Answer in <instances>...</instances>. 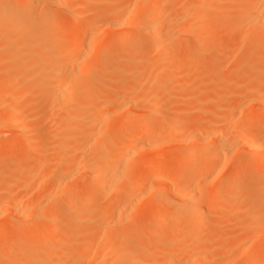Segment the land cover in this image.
Returning <instances> with one entry per match:
<instances>
[{"label":"bare ground","instance_id":"bare-ground-1","mask_svg":"<svg viewBox=\"0 0 264 264\" xmlns=\"http://www.w3.org/2000/svg\"><path fill=\"white\" fill-rule=\"evenodd\" d=\"M67 1L69 0H28V1L27 0L26 1L25 0H0V64L3 65L0 68V84L2 85L11 84L12 82L19 80L20 78H24L28 80L33 79V81H35L36 80L35 77H37L42 72L44 73L46 71H52L50 77L38 80V82H36V85L32 88L30 87L24 88L21 86L19 89L15 91L11 89L0 90V93L5 91V93L7 95H10L11 98L13 99L12 102H14L16 99H19L20 97H23L26 94H32L36 87H41V86L45 87L48 85H53V92L55 94L52 95L53 96L52 99L54 98L56 100H60L62 102V105L64 104V107L66 106V108H64L66 109L65 112L68 113L70 116L74 114V116H71L72 119L75 117V111H74L75 107H73V109L72 107L69 108V110L70 109L73 110L70 113L69 111H67L68 110L67 107L72 104V101L75 98H78V101L79 100L82 101L86 99L85 97L92 100L91 114L88 115L87 119L85 120L87 124L96 123L97 125L98 122L101 124L100 121L102 117H104L105 120L106 119L110 120L109 116L112 114L121 113V116L125 115L123 117H128L123 122L118 121L115 126H110L109 125L110 123H108L107 125L105 124L104 128L105 126H109V127L105 128V131L103 130V133L101 134L98 132L99 133L98 135L93 134V131L96 130L95 128H97V126L91 125L93 131L89 134H91V136L93 137L90 136L91 138L89 137L90 139L86 140L88 139L87 138L88 136L84 138L83 135L80 134L81 136H79V138H76L77 139L76 142L74 138L70 139L73 141L74 147L72 143L71 145L67 144V140H68L67 135H69L68 131L66 132L67 135H63V134L59 135L60 132L57 134L59 135L58 138L56 137L58 144H55V146H58L59 148H61L63 145L60 146V144L66 141L64 143L63 149H65L64 147L68 148V146L69 148L70 146L73 147L71 148L73 151L72 150L70 151L72 153L78 154V157L79 158L81 157L83 164L85 162L94 163L95 161V164L93 166V175L90 181L81 180L80 182L75 183V185L74 183L71 184V181L74 179V177H76L75 174H77L79 170L76 171L77 168L74 169L75 166L74 168L73 167L68 168L66 165L69 162H65L66 163L65 165L63 161L61 162L59 160L60 162L57 163L58 167L57 165H55L54 166L55 169H52L55 172H53L50 169H47V170H50V173H52L50 174L52 177H57V178L59 177L61 179L60 181H62V177H63L64 178L63 180H66V182L64 183L67 184V186L65 187V185L61 184L59 179L53 178V179H57L59 183L61 184V186L65 187L63 189L61 186L58 185L60 187L59 189V187L56 186V188L58 187L59 189L58 194H60V196H64V195L68 196L72 192V189L74 187L80 188L82 186L84 187V193L80 199V205L93 201L94 199L99 198L103 194L111 195L112 201H114V204L111 207L110 206L103 207V211H105L104 212L105 215L102 221L100 222V225L103 226L102 229L104 227H106L107 229H104L105 231H102L100 229L101 231H98L99 234L101 232L100 235H98L97 231L95 233H91V232L89 233L88 231L85 234H79L78 238L75 237L77 239L75 243L66 245L64 247L62 246L61 249L56 250L58 252L53 253L52 250L50 252L49 250L50 247H48L49 248L48 249L47 247H45L46 245H44L43 243L44 239H46L44 238L46 234L44 236V233H42L43 232L42 229H41L42 231L40 230L41 232H38V230H36L37 229L36 223L39 219H43L45 221V228L51 227L54 225L58 212H56L55 210L56 207L55 209H52V208L49 209V208L52 207V204H54L53 200H56L57 197L56 199H54V197L51 196L53 199L52 198L49 199V196H50L49 193L45 197L44 192H43V198L45 197L44 199L42 198L45 203L44 204L45 206L44 205L43 206L47 207L48 211L46 212L44 211L45 213L42 212L41 210L42 205L39 204L42 199L41 200L39 199L40 201L38 202V199H36L35 196L31 195V193L29 194L28 189L30 185L28 184L26 180L28 176V172L26 171L19 172L17 175H15L16 178H14L13 180H17L15 191L20 190L19 193H21L22 191L21 194L16 192L19 195H22V197H24L21 203L19 201L22 198L21 196H19V199L17 198V201H19L18 203L17 201L13 202V200H15V198L13 199L15 191H13V193L11 192L12 191L11 189L9 191L8 189L9 186L7 185H10V184H7V185L3 184L2 186H4V188L0 189V264H47L48 262L51 263L50 262L51 258H57L59 260L61 259L63 260V262L64 261L66 262V260H64L65 258L63 257L68 256L69 254H72V253L74 254V257L68 264H90L92 261H99L97 260L99 258L100 260L102 259L103 264L114 263L118 261V257H120V255L123 253V249L120 248L118 250H114V251L112 250L113 253H111L110 252L111 249H109L110 250L109 252L111 254L108 255L109 253L106 251L109 248L108 245L111 244L110 243V241L112 240L111 232H113L112 230H115L114 228L118 226H122L123 224H128L130 221L133 220V218L137 219V224L133 225V227L135 226L134 231H139V229L142 228L144 221H145V224H148V226L152 228L153 237L154 236L157 237V235L159 236L160 234L163 235L159 239V244H160V240H162L161 245H163V242L166 240L164 242L165 246H162L163 248L162 251H164L165 249V251L168 252V254L166 253L164 255L165 251L164 253H161L157 245L156 247L158 249L156 250L155 248V250L156 251L159 250L158 251L159 254L158 252H155V250H154L155 253L153 251H152L153 253L150 251V254L146 253L147 251H144L143 253L140 252L142 253V254L139 253L140 256L138 257L134 256L131 258V260L133 259L132 262L134 263L158 264L159 261L158 263L156 261V258H158V255H160L159 257H161L162 259V261L160 260V262H163L164 260V264H223L224 262H226L227 264L229 262H230L229 264L237 263L235 260L237 259L236 256H233L235 254L231 253L232 249L230 250L231 252H229V249L226 248L225 244L227 243V241L224 242L225 243L224 248L221 246L223 245L222 241H221V244H219V246H218V243L215 244L216 247L219 248V250L221 248L222 252L220 251L217 252L216 250L213 251L214 249L210 250L204 246L205 244L198 242L200 240L199 239L200 234L197 231H193L188 234L186 233L188 235L187 238L189 239L190 237L191 238L190 241H193L191 242L192 244L190 242H187L189 240L186 241L188 244H190V246L188 245L190 249L189 248H187L186 250L182 248L179 249L180 246L181 247L183 246V248H186L187 246L186 244H185L186 246L180 245L177 249L176 245L174 244L175 246L173 245L172 247L176 248L177 250H173L172 248L170 252L168 251V248L166 247L167 246L166 242L170 241V243H172L173 238L175 240V236L173 237V235H177L181 237L182 230L183 229L186 230V228H194V229L200 230V228L204 227L205 225L207 226V224L209 223L211 224L213 223L216 226H221L219 224V221L218 222H215L216 220L213 221V218L215 217L214 212L219 213L221 211L220 209H222V208H219V209L217 208L220 211L216 209L217 206L220 207V205L218 204L222 202L219 200L220 199L219 198L218 201L220 202L216 204L217 202L216 198L219 195L225 198L231 197V196L232 197L239 196L240 192H242L241 188H242L243 183L248 178H250L249 176H247L246 174L247 172L243 170L241 171V168H240L241 166H239L235 169H230L228 171L227 178H226L227 180L225 181L223 180L222 185L217 183L218 178H219L217 177V175L221 174L220 171L218 172V169L220 167L222 168L227 165L230 166L229 156L234 154V152L236 153L245 152L248 154V157L242 161L241 165L247 164L251 167L256 168L255 174L253 175L251 179L257 184V186L260 189V190L256 189L253 192V197H249V198L250 199L252 198V201L255 204L260 203V202L264 203V193H260L262 190H264V117L256 115L255 113L256 110L255 112L253 111V109H257V110L264 109V83H258L259 81L262 80V78L258 80L257 83L252 85L254 87L250 86L251 89L249 90L250 91L252 90L253 93H256L258 96L261 97V98H258L254 103L252 102L251 105H249V106H252L251 109L245 110L241 108V110L238 113H236L237 111L234 110L231 112V115H230L229 113H226V111L230 110L232 108V105L225 104L226 106L224 105L223 112L226 113V115L222 114L219 116V117L222 116L221 117L222 119L220 120L221 122L223 121V123H221L222 125L220 124L219 120H217L219 121V123L217 122L218 124L217 123H215L216 125L213 124L216 127H219V126L224 127L223 124H226L228 122L234 123L235 125L234 130H238V134H237V131L235 133V135L238 136L237 137L238 141L237 140L235 141L236 139L235 137H234L235 138L234 140L233 139H230V140H233V142H236V143H233V142L227 143L228 140H226V142L223 141L224 139L222 140V138L224 135L221 137V133H222L221 131H224V129L219 130V131L217 129L215 131L216 127H214L215 129L211 128V126L213 127L211 123L208 124L207 126H204V129H205L203 130L204 136L203 135L201 136L199 134L200 137L194 133L197 130L194 131L193 129H197V126H198V132H199V130L201 131L203 129L201 127L203 124L201 123L198 124L199 121L196 122V120L193 121L195 123V127H194V123L191 120L187 119L190 125L191 123L193 124L192 126H190L191 128H189V125L186 122L187 120L185 121L183 118L178 117V116H175V117L173 116L167 126L164 123L156 124L152 121V116L155 114H160L165 109L169 110L167 109L168 107L166 106L167 105L166 101L169 100L167 97L168 94L173 95V93H171L173 91L170 92L169 90L173 88H169L167 86L168 89L167 88L166 89L169 90V93H167V91H163L162 88H161L162 90L160 89L162 93L161 92L157 93L154 91V89L150 92V91H147L148 90L147 88L146 89L144 88V90H142L143 93H141V91L139 90H141L140 88H142V86L139 89H138V86H136L137 89L135 86H130L128 88H126L125 86H124L125 88H123L122 86V88L118 90L119 91L118 94L122 92L119 95L123 97L122 95L125 94L124 96H127L128 100H126L125 98L123 99L124 102L126 100L124 105L123 103H121L123 101L122 100L120 101V104H122V108L120 104H119L120 107H116L117 105L116 103H115L116 105L113 106L111 101L112 102L114 101L113 98H115L114 97L115 94L116 96L118 95L116 92H117V89L119 88V87L116 88V83L118 81H124V79H118L116 77L118 75L117 73H122L124 70H126V68L133 66V64L136 65L138 61L137 59L138 57L137 55H133L130 53L127 54V52H125L126 50L124 52L121 50L120 52V53L123 52V54L125 53L127 55L126 57L122 58L125 54L122 56V54H119V52L116 55V52L121 45L116 47L117 50H115V47L112 50V52L116 51L114 52L115 55H113V53L110 51L111 53H109V56H107L108 54H106L105 55L106 57L103 58L104 59L103 61L101 60L99 61V59H97V55L98 56L100 55L99 53L100 51H102V49L105 50L106 48L113 45L114 43H115L114 45H116V42L119 43V41L123 42V40H127V38H130L132 36L134 31L136 34V31L138 32V30L140 31V35L136 34L135 37L137 35L138 37L135 40H137V42L139 43L143 36L148 35L152 39V48L155 53L161 52L166 43H172V46H175V47L184 46L185 44L181 40L182 38L191 39V41H193L197 46H199L198 52L204 53L207 49V45H205L204 43H200L202 42L201 41L202 39L200 40V38L203 37L204 31L199 26L200 24L206 22L208 18H210L207 12L212 11L213 8L212 10H208L207 12H203V11L200 12V11L202 9L207 10V8L209 7L207 5L208 0H206V2L205 0L204 1L198 0V2L194 0L195 3H191V4L187 2L186 6L188 5V7L185 6V8L183 7L182 9H180L182 11V12L180 11L181 13L177 11L175 15L182 18V20H180L181 23H183L182 22L183 19L184 21L188 20V21H185L187 23H184V24H187V26L180 25L181 24L180 21L178 22L180 23L178 24V26H180L179 30H176L178 28H172V29L170 28L173 26V25L171 26L170 22H172L173 20L175 21L176 18L173 20L168 19V18H172L174 16V13L172 12L173 16L171 13L170 15L171 17L168 16L169 15L168 14L167 19H166L165 14L168 12V9L171 11V9L174 8V6L176 8L179 5L181 6L182 3L185 2V0L184 2H181V0L177 1L175 5L171 7V9L170 7L168 8L166 6V4L168 5L167 0H134L135 4H141L144 6L147 5V7H142V10H139V11L131 10V8L129 9L130 11H125L127 8L124 9V7L126 6L127 3H124V1H122L124 3L123 5L125 6L124 7L121 6L122 8H120V10L124 9V14L122 12V13H119L120 15H115V11L110 12V16H108L109 18L107 17L109 20L106 19L107 20L106 28L110 29V31L112 30L113 32H112V35H109V34L106 35L105 33L107 32L104 30L105 35L104 34L102 35H104L105 37L101 36V33H99L100 34L99 36L96 33L95 25L97 23L98 18L91 19L92 16L89 17V15H93L91 3L94 2L96 4L98 3L97 0H75V1L70 0L71 3ZM127 1L130 2V0H126V2ZM252 1L242 3L240 6L241 16L239 18L244 19V17L247 18L246 16L251 15L253 16L254 19H252V17L250 16L249 17L250 19L254 21L252 25L247 23L248 27L249 25L251 26L248 28V32L243 39V43H242L243 47L240 48L241 55L240 53L237 54L238 56L236 55L237 58H235L237 60L234 59L233 61H235L236 63L237 61H239L241 67L240 68L238 67V68L243 71H244V68L247 67L251 75L254 73L256 75H264V53L253 56L254 55V54L252 55L253 52L249 51L251 55L248 52L249 46H253V47L254 46H264V26H263L264 22L261 24L262 25L261 27L259 26V24H258L259 27L254 26L255 23L264 20V0H252ZM223 3L225 5V1ZM129 4L131 5V2ZM129 4L127 5L128 7H129ZM214 4L217 7L219 5V4L217 5L216 3ZM165 8H167V12L164 10ZM214 9H216V7H214ZM59 12H66L71 16V21L68 25L69 27L72 28L73 32L67 38H63L61 37V34H57V29L51 28L47 25H44L41 27L37 25L33 28V32L31 33L32 34L31 37L35 38V41L32 40L30 42H27L28 40L24 37L14 38L13 33L7 31L6 28H5L6 31L3 32L4 29H2L1 27V25H3L4 27L5 24H10L15 19L20 18L21 20V18L30 19L34 17H51V16H56ZM88 17L89 19H87ZM179 17L177 19H180ZM101 19L102 17L100 18V20ZM20 20L18 21L20 22ZM225 20L226 18H224L222 22H226ZM176 22L173 24H176L177 26ZM250 22L252 21L250 20ZM244 24H243V28H244ZM247 24H245V27ZM15 25H16V22H15ZM59 26H63V25L60 24ZM168 26H170L169 29H168ZM180 28H183V29H180ZM29 31H30L29 26L25 23L19 24L16 29V32H21L25 34L29 33ZM110 31L108 30L109 33ZM176 33H177V36H176ZM174 36H176V39L178 38L177 41H174V38H175ZM101 37H103V39ZM97 46L99 47L97 48ZM126 46H124V48ZM14 50H20L22 51V53H20V55L15 54ZM40 51L42 54H43L42 51H45L48 53V55L45 54L46 57H42L40 60L36 62L34 59V56ZM118 55H120V57L122 56L121 59ZM189 60L191 62H197L198 57L197 56L190 57ZM175 61L178 62V60H175ZM147 65L148 67H150L149 66L150 64H147ZM172 65H174V63L170 61V63L167 64V66H163V65L161 66V64L160 66H153L150 69L151 72H149L150 74H148V76H146V74L149 70L148 71L145 70L146 74L144 73V77H146V79L144 82H142V84L145 83L143 86H145L146 84H147L146 85L147 87H149L148 85L161 86L162 81L169 78L170 73H171L170 67ZM102 68L106 69L107 75L99 74L100 76L98 77L97 69L102 70ZM126 73H129V72L126 71ZM102 74H105V73H102ZM108 75H111V76H108ZM144 77H140L138 79L143 80ZM183 78L184 80L186 79L185 80L186 82L191 80V79L187 80V77L186 78L183 77ZM255 79L257 80V78ZM86 80L87 81L89 80L90 84L82 88L83 92L80 95H78V93L76 94L75 93L76 91H74V88L84 85L83 81H86ZM249 80L251 82H254V81L256 82V80H254V77H251ZM101 87H103L104 90H105V87L108 88L109 90L108 89H107L108 91L105 90L104 91L105 93H97L96 89L99 88L98 91L103 90ZM109 91H111V93H108ZM185 93L186 94L189 93L191 95V92L186 91ZM190 95L188 96L186 95V96L191 97ZM237 95H241V93L239 92ZM109 99H112V100H109ZM139 101L141 102V104L146 103L147 105H144V107H141L139 109V106H136V104L139 103ZM164 101L165 103H163ZM2 103L3 101L1 100L0 105ZM253 104L257 108L253 107ZM27 105L30 106V103ZM32 105L33 103L31 104V106ZM4 106L1 108L4 109L5 108ZM14 106L16 105L14 104ZM29 106H26V107L30 108L31 106L30 107ZM16 108H14V110ZM64 109L62 108V110ZM182 109H183L181 110L182 112L184 110L186 112L188 108L186 107ZM189 109L187 110V112H189ZM25 110H27V108ZM25 110H24V114L22 116L19 115L20 117L18 118H16V115L13 116L15 113L14 112L13 115L6 114L11 117L4 116V118L0 119V132H2L3 130L4 131L12 130L13 128V130H15V132L17 133L18 139L20 138L19 140L13 138L12 140H9L7 142H0V149L5 148V147L13 148L17 144H19V141H21V139L22 141L23 139L28 141L29 148L31 149L34 148L35 142L38 140V137L41 133L40 131L41 129L40 128L36 129L34 139L28 140V134H29L30 128L28 127V124L26 123L29 121L27 119V116L29 115V117L31 118L30 114L34 111L31 112V110L29 109V112L31 113H26L28 111L25 112ZM128 112H132L133 115L130 117L127 116ZM175 113L177 114L178 112H175ZM184 113H182L181 115L184 116L185 115ZM95 115L96 116L99 115V116L96 117ZM63 121H61V123H63ZM51 123L52 122L48 120L47 124L45 125V127H43L42 130L45 132L51 131L49 133H52L53 125ZM71 124H68V126L69 125L71 126ZM253 124L258 125V127ZM111 125H112V122H111ZM199 125L202 129H199ZM251 125L254 126L253 127L254 129H249ZM94 126L96 127L93 129ZM227 126L225 127H226L227 132H229ZM9 127L10 129L7 130V128ZM57 127L58 125H55V129H57ZM80 127L81 128L79 129L83 130L82 128L83 126L80 125ZM191 129L193 131L189 132V130ZM99 130L100 129H97V131ZM234 130H231L233 131L232 133H234ZM186 132H189L190 134ZM192 132L195 135L192 136L191 135L193 134ZM71 133H72V130L70 131V136H71ZM187 134H189V136L191 135L192 139L189 138ZM81 137H82V141L80 142L81 143L80 145L79 141L81 140L80 139ZM206 138L209 141L211 140L213 142L212 143L210 141L212 145H209L208 142H206L207 140ZM192 140L197 141V144L194 145L195 141L192 142ZM179 144L181 145L184 144L183 145L184 149L175 158V160L173 159V163H169L168 161H171V160L169 159L166 160L167 158L164 159L165 156L163 158L159 154V152L163 151L165 148L167 147L169 148L172 145L177 146ZM139 154L140 155L145 154V158L142 155L144 160L141 161L142 162L141 166L135 167L134 162L137 160V158L141 157ZM32 156H30L29 159L27 157L26 158L21 157V160L19 161L18 165L21 167L25 166L27 168V166L30 165L32 162V160H30ZM135 158L136 160H133ZM149 158H151L152 160ZM97 159H100L101 161H97ZM79 166H81V164ZM44 167H46V164ZM127 171L133 172L134 177L133 178L130 177V180H125V178L123 177L124 181L123 180H122L123 182L119 181L118 185L120 184L121 186H118L117 180H119V178L122 177L123 174ZM12 175H13L12 170H10L7 167L0 166V176H5L9 178V177H12ZM43 175H46L45 177L47 178L50 177V175L47 176V174H44V173ZM41 176H39V179L42 178ZM208 177L211 178V181L209 182V186L205 187V189L208 188V190L205 192H207L208 194H211L212 196H209L206 200L199 202L196 200V197L200 195L199 188L202 187V186L199 187L200 183L202 182L203 179H205L204 181H206V178L208 179ZM47 178L46 179L42 178V181L40 183L38 182L39 184H36L38 193H40L44 189V187H46L45 185H47V183H45V181L47 180ZM50 180H51V177H50ZM162 186L163 188L166 187L168 191L172 189L171 192L172 194H174V197L171 198L172 200L170 199L162 200L161 198L160 200H157V198L154 196L155 193L153 194L151 192V191L155 192V190H157V193H160L161 191H163L161 190ZM14 187L15 186L13 185V189ZM142 187L144 190L141 189ZM159 187H161L160 192H158L159 189H157ZM140 189H141L140 192H142V190L144 191L142 192V194H146V197H144L146 199L143 198L144 203L141 202L142 197L139 198L140 195H138L139 194L138 190ZM173 189H175L174 192H173ZM53 190H54L53 192L55 193L56 189H53ZM37 192H36V195H37ZM48 192H51L52 194H54L52 192V189L51 191H48ZM146 192L148 193L149 196L147 195ZM215 194H216V198H214ZM155 195L157 196V194ZM147 197H150V198L148 199ZM147 200H149V202L151 201L152 202L146 203ZM147 204H150L151 206H148V207L152 208L150 215H148L149 216L148 219L146 218V215L145 217L142 216L143 213L141 214L136 213V211H138L137 209L138 207L143 206L145 207V209H148L146 206ZM227 204L228 205L225 206V203H224L222 207L225 206V208L227 209V212L229 211L228 209H230L229 212H231L232 210L231 208H233L232 206L235 203H233V205L231 203V207H228L230 204L229 202H227ZM80 205L78 204L77 206L74 203L67 202L63 208L61 207L58 208V209L60 208L62 209V211L60 209L61 212L59 211L60 214L70 215L67 219L66 218L63 219V224H67V226H69L70 228H77L80 226L81 227L85 226L87 218L83 219L81 215H79L80 212L77 211L78 210L77 207H80ZM143 207H142V210L144 209ZM233 209L235 210V208ZM229 212H228V215H231V216H234V214L236 213L234 212V214H232L233 210L230 214ZM76 213L78 216H76ZM135 215L136 217H134ZM259 217L261 218L264 217V206H263V209L259 211L256 215V218L259 219ZM145 218L147 220H145ZM223 218L224 217H222L221 220H223ZM239 220L241 221L242 219H239ZM224 221H226V217ZM130 223L132 224L133 222H130ZM166 223L169 226V227L167 226L169 228L168 231H167V228H165ZM181 223H185L184 225L185 227L182 225L184 227L183 229H179V226ZM222 223H224V225L222 224V226H226L225 222H222ZM233 223H231V225ZM246 224L248 225L249 223H246ZM256 224L258 225V223ZM123 226L125 227V225ZM9 227L13 228L11 231V234L9 235L8 238L6 235V238L3 239L4 235L2 232V237H1V231ZM249 227H252V226L249 225ZM162 228H164L166 231L163 230ZM253 228L251 229L256 231L255 226H253ZM222 229H225V228H222ZM257 229H258V233H255V234L257 235L259 234V236L257 237H260V239L259 240L257 239L258 241L255 240V242L253 243H250L251 245H249V248L247 249L248 252L246 253L244 260L242 261V264H264V224L258 225ZM78 230H81V228ZM228 233H231V232H228ZM224 234H221V235H224ZM41 235L44 236L43 237L44 239H42L43 241L41 240V237H42ZM164 236L167 237V238L165 237V240H163ZM215 238H217V236ZM218 238H220L221 240V237H218ZM91 239L92 241H95L96 239L101 241L102 242L101 244L104 245V246L102 245L103 246L102 248H105V249L104 250L102 248L99 249L100 247L98 248V246H100L101 244L100 245L98 244V246L97 245L95 246V248L97 247L98 249L93 248L94 246L92 245L91 247L85 250L84 244L90 241ZM197 239L199 240L196 241ZM154 240H151V238L150 239L148 238L147 242L151 243V241L153 242ZM176 240H177V237H176ZM202 240H200V242H203ZM23 241L24 242L26 241L27 243L25 242L26 243L25 244ZM22 242L24 244H22ZM209 242L211 243V241ZM116 243H119V246L121 245V247L122 245H125L122 241H118L113 244L112 249L114 245L116 246L118 245ZM127 243L128 241L126 242V244ZM179 243L181 244V242ZM230 244H232V242ZM127 245L130 246L129 243ZM210 246L212 245L209 244V247ZM234 249L236 250V246ZM102 250L104 251L103 254L101 252ZM187 251H189V253H187ZM101 254L103 256H101ZM161 254H163V256ZM229 255L233 256V258L232 256L230 257L232 258V260L230 259V261H229ZM154 257H156L155 260H154ZM55 261L56 260H54V262ZM58 263L63 264L62 262H58ZM99 263L102 264L101 261ZM115 264H117V262Z\"/></svg>","mask_w":264,"mask_h":264},{"label":"rangeland","instance_id":"rangeland-1","mask_svg":"<svg viewBox=\"0 0 264 264\" xmlns=\"http://www.w3.org/2000/svg\"><path fill=\"white\" fill-rule=\"evenodd\" d=\"M72 1H75V0H72ZM122 1H124V3H127L126 6L123 5L124 3ZM174 1L175 0H167L168 5L166 4V6L168 8L170 7V9H171V7L173 5H175V3L177 1H179V0H176L175 2ZM195 1L198 2V0H195ZM209 1H210V3H209ZM224 1H225V5L223 3ZM251 1L250 0H217V1L208 0V4L207 5L209 7L207 8V10L206 9H202L200 11V12H202V11L203 12H207L208 10H212V8H213L212 11L207 12L209 14L210 18H208L206 22L200 24V26H199L204 31L203 37L200 38V40L202 39L201 40L202 42H200V43H204L205 45H207V49H206V51L204 53H199L198 52L199 46H197L193 41H191V39H187V38H182L181 39L183 41V43L185 44L184 46H176L175 47V46H172V43H166L164 45L163 50L161 52L155 53L153 48H152V39L148 35L144 34L145 36H143L141 38V41L139 43L137 42V40H135L138 37V35L136 37H135V35L136 34L140 35V31L138 30V32L136 31V34H135V31H134V33H133L134 35L132 34L133 37L131 36L130 38H127V40H123V42L122 41H119V43L116 42L117 46L114 45L115 44L114 43L113 45L109 46L105 50L102 49V51H100V53H99L100 55L99 56L97 55V59H99V61L100 60L103 61L104 60L103 58L106 57L105 55L108 54L107 56H109V53L112 52L114 47H115V50H117L116 47H118L119 45H121L119 47L120 49L118 48L117 52L113 51L112 52L113 55H115L114 52H116V55L119 52V54H122V56H123L125 54V53L123 54V52L125 50H126L125 52H127V54L130 53V54H133V55H137L138 61H137L136 65L133 64V66H130L129 68H126V70H124L122 73H117L118 75L116 77L118 79H124V81H118L116 83V88L119 87L117 89L116 93L118 94V92H119L118 90H120V88H122V86H123V88H125V87L128 88L130 86H135V87L138 86V89L142 86V88H140L141 90H139V91H141V93H143L142 90H144V88L145 89L147 88L148 89L147 91H150V92L154 89V91L157 92V93H159V92L162 93V91H160L161 88L163 89V91H167V93H169V90H170V92L173 91V92H171V93H173V95H169L168 94V96H167L169 100H167V101L165 100L166 103H167L166 106L168 107L167 109H169V110L165 109L160 114L153 115L152 116V121L154 123H156V124L164 123L167 126L169 121L172 119L173 116L174 117L175 116L181 117L185 121L187 119L191 120L192 122L196 120V122L199 121L198 124L199 123L203 124L201 126L203 129L199 125V129H202V130L201 131L199 130V132H198V126H197V129H193L194 131L197 130L194 133L196 135H198L199 137H200V135L204 136V131H203V130H205L204 126H207L210 123H211V125H213V124L216 125L215 123H217V122L219 123V121L222 119L221 118L222 116L219 117L220 115H222V114L226 115V113H229L231 115V112L234 111V110H236L237 111L236 113H238L241 110V108L245 109V110L246 109H251L252 106H249V105H251L252 102L254 103L258 98H261L260 96H258L256 93H253V91L252 90L250 91L249 89H251L250 86L254 87L252 85L257 83V81L260 80L261 78H262V80H261L262 82L259 81L258 83H264V75H256L255 73L251 75L249 73L247 67H245L246 69L244 68V71H243V70L239 69L241 67L239 61H237V63L235 61H233L235 58H237L236 55L241 52L240 48L243 47L242 46L243 39H244L245 35L248 32V28L252 25V23L254 21V20H252L254 18L251 15H249V16L252 17V19H250L249 16H246L247 18L244 17V19L243 18H241V19L239 18L241 16V7L240 6H241L242 3L251 2ZM67 2L71 3L70 0L67 1ZM97 2L98 3H96V4L94 2L91 3L92 4L91 7H92L93 15H89V17L92 16L91 19L92 18L93 19H97V18L99 19V20L97 19V23L95 25V30H96V33L98 34V36L100 35L99 33H101V36H103V37H105L104 36L105 34L106 35L107 34L112 35V32H113L112 30L110 31V29L106 28V24H107L106 21L109 20L108 16H110V12L115 11V15H120L119 13H122V12L124 14V9H126V8L128 10L126 9L125 11H130L129 10L130 8H131V10L139 11V10H142V7H147V5L144 6V5H141V4H135L134 0H130L131 5L129 4L130 2L129 1L126 2V0H97ZM181 2H184V0L183 1L181 0ZM187 2H189V4L195 3L194 0H185V2L182 3L181 6L177 3L180 6V7L178 6L179 8L178 7L176 8L174 6V8H172L171 11L168 9V12H167V8H165L164 10L167 12L165 14L166 19H167L168 16L171 15L172 12L174 13V16H173V13H172L173 17L172 18H168V19H171V20H173L175 18L177 19L179 16H177L175 14L177 13V11L180 12L181 11L180 9H182L183 7L185 8ZM205 2H206V0H205ZM132 3L135 4V5H133ZM214 3H216L217 5L219 4L218 7L215 6ZM235 3H236V5H235ZM128 4H129V7L127 6ZM210 4H212V5H210ZM121 6H123V7L125 6L123 10L121 9L122 11L120 10V8H122ZM135 6H136V8H135ZM192 6H193V4H192ZM186 7H188V5ZM214 7H216V9H214ZM186 9H188V8H186ZM189 9H190V7H189ZM96 11H97V13H96ZM119 11H121V12H119ZM89 17L87 19H89ZM101 17H102V19L100 20ZM179 18L180 19H177V20L175 19V21L173 20L172 22H170L171 26L173 25L175 27L168 26V29L170 27L171 29L172 28H178L176 30H179L180 26H178V24H180L181 23L180 20H182L181 17H179ZM224 18H226V20H225L226 22H222ZM238 19H240V20H238ZM18 20H20V18L13 20L10 24H5L4 27H3V25H1L2 29H4L3 32H5L6 29H7V31L13 33L14 38L24 37V38H26L28 40L27 42H30L32 40L35 41V38L31 37L32 36L31 33L33 32V28L35 26H37V25H39V27L47 25V26H49L51 28L57 29V34H61V37H63V38L69 37L71 35V33L73 32L72 28L69 27V25H68L70 23V21H71V16L68 13H66V12H59L56 16H51V17H34V18H30V19L21 18L20 22ZM250 20L252 22H250ZM17 21H18L19 24H24V23L27 24L29 26V29H30L29 33L25 34V33H21V32H16L17 26L19 25L17 23ZM102 21L105 22V23H103ZM179 21H180V23H178ZM185 21H188V20H185ZM185 21L183 19V21H182L183 23H181L180 25L187 26V24H184V23H187ZM15 22H16V25H15ZM175 22L177 23V26H176V24H173ZM263 22H264V20L263 21H259V22L255 23L254 26H256V27L260 26L261 27L262 26L261 24ZM244 23L245 24L248 23V24H251V25H249V27H248V24H247L246 27H245ZM60 24H62L63 26H59ZM243 24H244V28H246V29L243 28ZM258 24H259V26H258ZM7 27H9V28H7ZM180 29H183V28H180ZM104 30L107 33L104 34V32H105ZM108 30L110 31V33L108 32ZM97 31H99V32H97ZM102 34H104V35H102ZM176 36H177V33H176ZM176 36H174L175 37L174 41L178 40V38L176 39ZM103 37H101V38L103 39ZM186 40H188V41H186ZM208 45H210V46H208ZM124 46H126L128 49L126 47L124 48ZM98 47L99 46H97V48ZM121 47H122V49H121ZM121 50L123 51L122 53H120ZM249 51L253 52L252 53V55L254 54L253 56H256L257 54L264 53V46H254V47L253 46H249L248 47V52ZM42 52H43V54L40 51L34 56V59H35L36 62L38 60H40L42 57H46V55H48L47 52H45V51H42ZM14 53L20 55V53H22V51L14 50ZM249 54L251 55L250 52H249ZM240 55H241V53H240ZM50 56H52V55H50ZM118 56L120 57V55H118ZM126 56L127 55L125 54L122 58H124ZM194 56L198 57V61L197 62H191L189 60L190 57H194ZM121 57H120V59H121ZM180 59L181 60L183 59V60L181 61ZM175 60H178V62L175 61ZM235 60H237V59H235ZM170 61H172L174 63V65H172L170 67V72L171 73H170L169 78L166 79V80H163L161 86L155 85L156 86L155 87V86L148 85L149 87H147L146 86L147 84L145 86H143L145 83L142 84V82H144L145 79H146V77H144V73L146 72L145 70H147V71L149 70L147 72V74L145 73L146 76H148V74H150L149 72H151L150 69L153 66H160V64H161V66L162 65L163 66H167V64H169ZM147 64H150L149 65L150 67H148ZM0 65H1L0 66V68H1L3 65L2 64H0ZM126 71H128L129 73H126ZM51 72L52 71H46L44 73L42 72L37 77H35V79H36L35 81H33V79L32 80H28V79L20 78L19 80L14 81L11 84H5V85L0 84V90L11 89V90L15 91V90L19 89L21 86L24 87V88H29V87L32 88V87H34L36 85V82H38V80L50 77L51 76ZM97 73H98V75H97ZM97 73H96V75L98 77L100 76L99 74L107 75L105 68H102V70L101 69H97ZM102 73H105V74H102ZM108 74H109V72H108ZM108 76H111V75H108ZM140 77H144V79L142 78L143 80H139L138 78H140ZM183 77H185V78L187 77V80H190V79L191 80L186 82L185 81L186 79L184 80ZM251 77H254V80H256L255 78H257L256 82L255 81L251 82L249 80ZM88 81L87 80L83 81L84 85H82L80 87H77V88H74V91H76L75 93L76 94L78 93V95H80L83 92L82 88L84 86H87V85L90 84V81L89 82ZM124 82H125V84H124ZM167 86L169 88H173V89L167 90L168 89ZM182 87H184V88H182ZM186 87H188V88H186ZM247 87H248V89H247ZM79 88H80V90L81 89L82 90L80 91ZM101 88L103 89V87H101ZM93 89H92V91H93ZM98 89H96L97 93H105L104 91L107 90L108 88L105 87V90L103 89V90H99V91H98ZM136 89H137V87H136ZM184 90H185V92L186 91L191 92V95L189 93L186 94L184 92ZM107 91H106V93H107ZM239 92L241 93V95H237ZM108 93H111V91H109ZM113 93H115V92H113ZM121 93H119V94H121ZM53 94H55L53 92V85H48V86H45V87H42V86L41 87H36L32 94H26L25 96L20 97L19 99H16L14 102H12L13 99L11 98L10 95H7L5 93V91L0 93V101L1 100L3 101V103L0 105V119L4 118V116L5 117H7V116L11 117L9 115H13L14 112L15 113H14L13 116L16 115V118H18V117H20V116H22L24 114V110L27 108V110H25V112L26 111H28V112H26V113H31L32 111H34V112H32L30 114L31 118L27 114L28 115L27 119L29 121L28 122H26L27 120L25 121L28 124V127L30 128V131H29V134H28V140L34 139L36 129H38V128L41 129L40 130L41 133H40V135L38 137V140L35 142L34 148L32 147L33 149L29 148L28 141H26L24 139H23V141L21 139V141H19V144H17L13 148L5 147V148L0 149V166L1 167H7V168H9L10 170L13 171L12 177H9L10 179L8 177H5V176H0V189L4 188V186H2L3 184H6V185L10 184L12 186H10V185H7V186H9L8 187L9 191L11 189L12 190L11 192L13 193V191H15V188H16V185H17L16 184L17 180H13L14 178H16L15 175H17L19 172L26 171V172H28V176H27L26 180H27L28 184L30 185V187L28 189L29 190V194L31 193V195L35 196L36 199H38V202L43 198V192H44V196L45 197L49 193V195H50V196L48 195L49 199L52 198V197H54V199H56V197H57L56 200H53L54 204H52V207L49 208V209H51V208L55 209V207H56L55 210H56V212H58V215L56 216L54 225L51 226V227H46L45 228V221L43 219H39L37 221V223H36V228H37L36 230H38V232H41L43 230L42 233H44V236L46 234L45 237L41 235L42 236L41 240L46 238V239H44V241L42 240L44 245H46L45 247H47V248L50 247V249L49 248L48 249L50 250V252L52 250L53 253H54V252H58L56 250L57 249H61L62 246L64 247L66 245H70V244L75 243V241H77L76 238H78L79 234H85L88 231H89V233L90 232L91 233H95L96 231L98 233V231H101V230L105 231L104 229H107V228L104 227L102 229L103 226L100 225V222L102 221V219L104 218V215H105V213H104L105 211H103V207H105V206H107V207L113 206L114 201H112L111 195L103 194L102 196H100L97 199H94L93 201H90L88 203L80 205V199H81V197L83 196V193H84V187H82V186L80 188L79 187H76V188L74 187L72 189V192L68 196H65V195L64 196H60V194H58L59 189H60L59 186H61V184L65 185V187L67 186V184L64 183V182H66V180H63L64 179L63 177H62V181H60L61 179L59 177L58 178L57 177H52L50 175V174H52V173H50V170L55 169V167H54L55 165H57V167H58L57 163L60 162V161L61 162L63 161L65 165H66L65 162H69L66 165L68 168L69 167L70 168H72V167L74 168V166H75L74 169L77 168L76 171L79 170L77 172V174H75L76 177H74V179L71 181V184L74 183V185H75V183L80 182L81 180H86V181H90L91 180L92 175H93V166L95 164V161H94V163L85 162L83 164V162L81 160V157L79 158L78 154L72 153L70 151V150H72L71 148L74 147V143L70 139L74 138L75 142H76L77 141L76 138H79V136H81L80 134H82L84 138H86L88 136L87 137L88 139H86V140H89L91 137H93V136H91V134H89V133H91L93 131L91 125H96V123L87 124L85 122V120L87 119L88 115H90L91 111H92V107H91L92 100L91 99H88L87 97H85L86 99L82 98L84 100H82V101L79 100L78 101V98H75L72 101V104H71L72 106L69 105L67 107L68 108L67 111H69V113L73 111L71 109L69 110L70 107H72V109H73V107L76 108V110L74 108L75 117L72 119L71 116H74V114L70 116L68 113H66L65 112L66 109H64V108H66V106L64 107V104L62 105V102L60 100H56L54 98H53L54 99L53 100L52 99V97H53L52 95ZM185 94L187 96L190 95L191 97H187ZM118 95L116 96V94H115V96H114L115 98H113L114 101L113 102L111 101V103H112L113 106L117 104L116 107H120V105H121V108H122V104H120V101L121 100L123 101L124 98L126 100H128V98H127V96H124L125 94L122 95L123 97H121L120 95L118 96ZM167 97H166V99H167ZM254 98H255V100H254ZM109 100H112V99H109ZM126 100H125V102H126ZM230 100H232V101H230ZM165 101L163 103H165ZM125 102L123 101L121 103H123V105H124ZM11 103H13V104H11ZM29 103H30V106L33 103V105H32L33 107L32 106L30 107L29 105H27ZM14 104L16 106H14ZM68 104H66V105H68ZM225 104H231L232 105V108L230 110L226 111V113L223 112L224 111L223 108H224ZM11 105H13V106H11ZM144 105H147V104L146 103L145 104H141L140 101H139V103L136 104V106H139V109L141 107H144ZM3 106L5 107L4 108L5 110L3 108H1ZM26 106H29L30 108H28ZM52 107H54V108H52ZM186 107L188 109L190 108L189 112H187L188 109L186 110L187 113L185 112V110L182 112L181 111V110H183L182 108H186ZM253 107L257 108L256 106H254V104H253ZM14 108H16V109L14 110ZM62 108L64 110H62ZM29 109L31 110V112H29ZM255 110H256V112H255ZM253 111L256 113V115L264 117V109L263 110L253 109ZM175 112H178V113L176 114ZM181 112L182 113L185 112L184 113L185 117L181 115L182 114ZM6 114H9V115H6ZM127 114H128L127 116H129V117L133 115L132 112H128ZM98 116H96V117H98ZM110 116H109L110 120H108V119L105 120L104 117L101 118V121L98 120V121L101 122V124L98 122L99 124L97 123V125H96L97 128H95L96 126L93 127V129L94 128L96 129L95 131H93L94 135H96V134L98 135L99 133L100 134L103 133V130L105 131V128L109 127V126H105V128H104L105 124L107 125L108 123H110L109 124L110 126H115L118 121L123 122L124 120H126V118H128V117H123L125 115L121 116V113L120 114H112ZM223 118H225V117H223ZM48 120H50V122H52L51 124L53 125V128H52V133L53 134L49 133L51 131L45 132V131L42 130L43 127H45V125L47 124ZM114 120H115V122H114ZM188 120L186 122L189 125V128H191L190 126H192L193 124L190 122L191 123V125H190L188 123ZM217 120H219V121H217ZM61 121H63V123H61ZM67 122H69V123H67ZM111 122H112V125H111ZM75 123H76V125H75ZM84 123H86V124H84ZM221 123H223V121L222 122L220 121V124ZM68 124H71V126L70 125L68 126ZM119 124H120V122H119ZM227 124L230 127H228ZM55 125H58V127H57L58 130L55 129ZM80 125L83 126L82 127L83 130L79 129V128H81ZM214 125H213V127L211 126V128L215 129L214 127H216V126H214ZM223 125H224V127L223 126L222 127L219 126L220 128L216 127V129H215V131L217 129H218V131L224 129V131H221L222 132L221 133V137L223 135L225 136V138L223 136L222 140L224 139L223 141H225V142H226V140H228L227 143H232L233 140L236 138L235 139V141H236L238 136H236L235 133L237 131V134H238V130H234V128H235L234 127L235 126L234 123L228 122V123L223 124ZM253 125H256V124H253ZM253 125H251L249 127V129H254ZM225 126H227L229 132H227ZM256 126L258 127V125H256ZM256 126H255V128H256ZM194 127H195V123H194ZM259 127H260V125H259ZM11 128H12V126H11ZM8 129H10V127L7 128V130ZM97 129H100V130L97 131ZM71 130H72V133H71V136H70V131ZM193 130L191 129V130H189V132H191ZM231 130H234V133H232L233 131H231ZM67 131H68L69 135L66 134ZM95 132H97V133H95ZM189 132H186V133H189ZM58 133H59V135H62V134L63 135H67L68 136L67 144L71 145V143H72L73 147L70 146V148H69V146H68V148L64 147L65 149H63L64 143L66 141H64V142H62L60 144V146L63 145L61 148H59L58 146H55V144H58V141L56 140V137L57 138L59 137V135H57ZM194 133L191 134V135L192 136L195 135ZM189 134H187V136L192 139V136L190 135L191 136L190 137ZM13 138L17 139V140L20 139V138L18 139L17 133L15 132V130H13V128H12V130H8V131H4L3 130L2 132H0V142H7L9 140H12ZM97 138H98V136H97ZM80 139L81 140L79 141V143L82 141V137ZM230 139H233V140H230ZM83 141H84V139H83ZM194 141L195 140H192V142H194ZM210 141L208 139L206 140V142H208L209 145H212L211 144L212 141L211 142ZM233 143H236V142H233ZM45 144H47V145H45ZM196 144H197V141L194 142V145H196ZM80 145H81V143H80ZM86 145H88V144H86ZM183 145H181V144H179L177 146L169 145L171 147L165 148L163 151L159 152V154L163 158L165 156L164 159L167 158L166 160H168V159L171 160V161H168L169 163H173V159L175 160V158L183 151V149H184ZM77 146H79V145H77ZM101 151H100V153H101ZM246 154L247 153H245V152H241V153L234 152V154L229 156L230 157V162H229L230 166L227 165V166L222 167V168L220 167L219 169H221V170L218 169V172L220 171L221 174L217 175V177H219L217 183H219L220 185H222L223 180L224 181L227 180L226 178H227L228 171L230 169H235V168H237L239 166H241L240 167L241 171L243 170V171L247 172L246 173L247 176L250 177V178H248L246 180L247 182L245 181L243 183L242 188H241L242 192H240L241 195L239 194V196H236L238 198H236L235 196L234 197L231 196V197H226L225 198V197H222L220 195L219 196L217 195L218 197L216 198V194L214 195V198L217 199L216 204H218V202L222 201L221 203L218 204V205H220V207L217 206L216 209L217 208L218 209L222 208V209H220L221 211L217 209L218 211H220L219 213L214 212L215 217L213 218V221L214 220H216L215 222L219 221V224L221 226H216L213 223L212 224L209 223V224H207V226L205 225L204 227L200 228V230H197V229H194V228H186V230H184L183 228L185 227L184 226L185 223H181L180 226H179V229H183L182 230V236L180 237V236H177V235H173V237L175 236V240H176V237H177V240L175 241L174 238L172 237L173 240L170 239V240L173 241L172 243H170V241L166 242L167 243L166 247L168 248V251L171 252V249L173 248L172 246L174 244L176 245L177 249H178V247L180 245H185V244L187 245V246L185 245L186 248H183V246L182 247L180 246L179 249L182 248V249L186 250L187 248H189L190 244H188L187 242L191 243L193 241H190L191 240L190 237H189V239L187 238V236H188L187 234L190 233V232H193V231H197L200 234L199 239L202 240V238H203V240H202L203 242H200L199 239H197L196 241L199 240L198 241L199 243L205 244L204 246L206 248L210 249V250L214 249L213 251L216 250L217 252L218 251L222 252L221 248L219 250V248L216 247L215 244L218 243V246H219V244H221V241H222L223 245H221V246L224 248L225 247L224 246V244H225L224 242L227 241V243L225 244L226 248L229 249V252L232 251L231 253L235 254L233 256H236V258H237V259L234 258L236 260V262H237V263H234V264H242V261L244 260L245 255L248 252L247 249L249 248V245H251L250 243H253V242H255V240H257V239L259 240L260 239V237H257V236H259V234L258 235L255 234V233H258V229H257L258 225H263L264 224V217L263 218L259 217V219L256 218L257 213L263 209L264 203L260 202V203H256L255 204V203H253L252 198L251 199L249 198V197H253V192L256 189H259V187L251 179L253 177V175L255 174L256 168L251 167V166H249L247 164H242L241 165L242 161L245 160L248 157V154L247 155ZM39 155H41V156H39ZM142 155H140L141 157L137 158V160H136V158L133 159V160H136L134 162L135 163V167H140L141 166V164H142L141 161H143L144 158H145V154L143 155L144 158H143ZM30 156H32L33 158L32 157H31L32 159L30 158V160H32V162H31L30 165L27 166V168L25 166L21 167V166L18 165L19 161L21 160V157L22 158H24V157L26 158L27 157L29 159ZM149 159H151V158H149ZM97 161H101V160L97 159ZM45 164H46V167H44ZM78 164L79 165L81 164V166H79ZM47 169H50V170H47ZM47 171H49V172H47ZM53 172H55V171H53ZM43 173L47 174V176L50 175L51 180H50V177H48L49 178V180H48V178L45 177L46 175H43ZM39 176H41L42 178H45V179L47 178V180L45 181V183H47V185H45L46 187H44V189L40 193L37 192V186H36V184H39L42 181V178L39 179ZM123 177L125 178V180H130V177L133 178L134 174L131 171L130 172L129 171L125 172L123 174V176L120 177L121 179L119 178V180H117V185H118L119 181L123 180ZM53 178L59 179L61 184L59 183V181L57 179H53ZM204 180L205 179L202 180V182L200 183V186H199V187L202 186L201 188H199L200 195H198L196 197V200L199 201V202H202V201L206 200L209 196H212L211 194H208L207 192H205V191L208 190V188L205 189V187L209 186V182L211 181V178L208 177V179L206 178V181H204ZM215 181H216V179H215ZM204 182H205V184H204ZM12 183H14V184H12ZM217 183H216V185H217ZM13 185L15 186L14 189H13ZM56 186H58L59 189H58V187L56 188ZM118 186H121V185L119 184ZM61 187L63 189L65 188L64 186H61ZM160 188L161 187L157 188V189H159L158 192H160ZM51 189H52V192L54 191L53 189H56L55 193L53 192L54 194H52L51 192H48V191H51ZM141 189H143V187ZM141 189L138 190L139 191L138 195H140L139 198L142 197L141 202L144 203L143 198L146 197V194H142V192H144L143 191L144 189L142 190V192H140ZM200 189H201V191H200ZM161 190H163V191H161L160 193H157V190H155V192L154 191H151V192L153 194L154 193L157 194V196L154 194V196L157 198V200H160V198L162 200H169V199L172 200L171 198L174 197V194H172V192H171L172 189L169 190L171 193L167 190L166 187L163 188V186H162ZM174 190L175 189H173V192H174ZM16 192L19 193L20 190L19 191L16 190L14 192L15 194H14L13 199L15 198V200H13V202H16L17 198L19 199V196L22 197V195H19V194L22 193V191L19 194L16 193ZM36 192H37V195H36ZM167 192H169V193H167ZM32 193H34L35 195L32 194ZM260 193H264V190H262ZM16 194H18V195H16ZM250 194H251V196H250ZM55 195H57V196H55ZM147 195H148V193H147ZM39 196H41V197H39ZM58 196H60V197H58ZM147 198L149 199L150 197H147ZM22 199H24V197H22L21 200H19L20 203L22 202ZM43 199L39 203L42 206L45 204ZM144 199H146V198H144ZM218 199L220 201H218ZM19 201H17V203ZM67 202L74 203L77 206H78V204L80 205V207H77L78 208L77 211L80 212L79 215H81V217L83 219L87 218L85 226H82L83 229H82L81 226L77 227V228H70L69 226H67V224H63V219L64 218L67 219L70 215L60 214L59 211H60L61 208L64 207V205ZM147 202L151 203L152 201L149 202V200H147L146 203ZM223 202L225 203V206H227L228 205L227 202H229L230 204H229L228 207H231V203H232V205H233V203H235L232 206L233 208H235V210L233 208H231L233 210L232 214H234V212H236L234 214V216L228 215V212L230 211V209H228L229 211L227 212V209L225 208V206L222 207L224 205ZM17 203H15V204H17ZM42 206H41L42 212L48 211L47 210L48 208L44 207L45 205L43 207ZM146 206H147V208L149 210L145 209V207L141 206V207L137 208L138 211H136V213H138V214L143 213L142 216L145 217V215H146V218L148 219L149 218L148 215H150V213L152 211V208L148 207V206H151L150 204H147ZM59 207H61V208L58 209ZM142 207L144 208L143 210H142ZM216 209H215V211H216ZM232 210H231V212H232ZM61 211H62V209H61ZM231 212H229V214ZM77 213H76V216H78ZM219 215H221V216H219ZM217 216H219V217H217ZM134 217H136V215ZM222 217H224L223 220H221ZM225 217H226V221H224ZM146 218H145V220H147ZM10 219H12V218H10ZM239 219H242V220L240 221ZM221 221L225 222L226 226H222V224L224 225V223H222ZM242 221H243V223H242ZM130 222H133V223L131 224ZM130 222L128 224H123V225H125V227L122 225V226H118V227L114 228L115 230H112L113 232H111L112 233L111 234L112 240L110 241L111 244L108 243L110 245H108L109 248L107 247L108 249H107L106 252H108L109 253L108 255H110L111 253H113L114 250H118V249L121 248V249H123V253H124V255L122 253L120 255V257H118V261H116L117 264H132V263L133 264H138V263L132 262L133 259L131 260V258L134 257V256H136V257L140 256L139 253L140 252L143 253L144 251H147L146 253L150 254V251L154 252L155 248H156V250L159 248L160 252L164 253L165 249H164V251H162L163 250L162 246H165L164 242L166 241L165 240L166 236H164L163 240H165V241L163 242V245H161L162 244V240H160V244H159V239L163 235L160 234L161 236L157 235V237L156 236L153 237V234H152L153 230H152V228L150 226H148V224H145V221H144V224H143L142 228L139 229V231H134V227L135 226L133 227L134 224L135 225L137 224V219L133 218V220L130 221ZM231 223H233V224L231 225ZM246 223H249V224L247 225ZM256 223H258V225ZM251 224H253V225H251ZM129 225H130V227H129ZM249 225L252 226V227H249ZM165 226H166L165 228H167V231H168L169 230L168 224L166 223ZM253 226H255V230L256 231L253 230L254 229ZM119 227H121V228H119ZM230 227H232V228H230ZM80 228H81V230H78ZM222 228H225V229H222ZM251 228H253V229H251ZM12 229L13 228L9 227V228H6V229L2 230L1 231V237H2V232H3V235L5 236V237L3 236V239L6 238V235H7V238H8L9 235L11 234ZM162 229L165 230L164 228H162ZM228 232H231V233H228ZM100 234H101V232H100ZM100 234L98 233V235H100ZM215 234H216L217 238H215L216 237ZM221 234H224V235H221ZM152 237L154 239L156 237V239H158V240H156V239L154 240ZM218 237H221V240ZM222 237H224V238H222ZM148 238L149 239L151 238V240H154L153 242H155V243H153L152 241H151V243L150 242L148 243L147 242ZM169 238H171V237H169ZM98 239H96L95 241H92V239H91L90 241L86 242L84 244V249L86 250L87 248L91 247L92 245L94 246L93 248H95L96 245L98 246V244L100 245L102 242L99 241ZM222 239H224V240H222ZM187 240H189V241H187ZM118 241H122L125 245H122V247H121V245L119 246V243H116L118 245L117 246L114 245V247L112 249L113 244L115 242H118ZM127 241H128L130 246L127 245L128 243L126 244ZM177 241L181 242V244L179 242H177ZM209 241H211V243ZM23 242H22V244H24L26 241L24 243ZM231 242H232V244H230ZM233 243H235V244H233ZM209 244H211L212 246L209 247ZM102 245L103 244L98 246V248L100 247L99 249H101L104 246V245L103 246ZM214 245H215V247H214ZM229 246H230V248H229ZM235 246H236V250L234 249ZM52 248L55 249V250H53ZM167 248H166V250H167ZM176 248H173V250H177ZM215 248H217V249H215ZM226 248H225V250H226ZM102 249L104 250L105 248H102ZM109 249H111V251ZM103 250L101 251L102 254L104 253ZM156 250H155V252L159 251V250L158 251H156ZM134 253H135V255H134ZM142 253H140V254H142ZM166 253L168 254V252L165 251L164 255ZM187 253H189V251H187ZM102 254H101V256H103ZM158 254H159V252H158ZM227 254H228V252H227ZM156 255H157V253H156ZM161 255L163 256V254H161ZM159 256L160 255H158V258L154 257V260L156 258L157 263L159 261L160 264H164V260H163V262H160V260L162 261V259ZM231 256L229 255V261H230V259L232 260V258H233V256H232V258H230ZM73 257H74L73 253L69 254L68 256L63 257V258H65L64 260H66V262L64 261L65 263L61 259L59 260L57 258H51V260H50L51 263L48 262L47 264H54V263L55 264H59L58 262H62L63 264H68L73 259ZM52 259H54L56 261L54 262V260H52ZM97 260H99V261H92L90 264H92L93 262H94L93 264H96V262H97V264H100L99 263L100 261L103 264L102 259L100 260V258H99ZM235 260H234V262H235ZM116 262L111 263V264H115ZM130 262H132V263H130ZM232 263H233V261H232ZM223 264H227V263L224 262Z\"/></svg>","mask_w":264,"mask_h":264}]
</instances>
